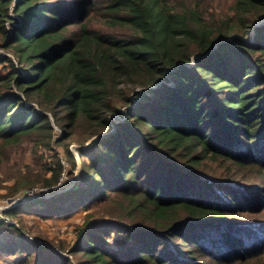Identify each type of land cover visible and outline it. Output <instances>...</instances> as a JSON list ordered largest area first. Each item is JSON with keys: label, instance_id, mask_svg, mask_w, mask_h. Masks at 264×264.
I'll return each mask as SVG.
<instances>
[{"label": "trees", "instance_id": "16d2710c", "mask_svg": "<svg viewBox=\"0 0 264 264\" xmlns=\"http://www.w3.org/2000/svg\"><path fill=\"white\" fill-rule=\"evenodd\" d=\"M223 1L231 12L210 21L209 0H0V42L13 57L0 55L11 68L0 73V159L55 142L80 171L75 188L3 214L69 218L119 205L133 223L90 216L70 253L77 264L261 263L264 181L196 171L264 165V0ZM56 165L49 179L19 170L0 200L57 186ZM4 227L16 237L0 243L1 256L73 264L0 219Z\"/></svg>", "mask_w": 264, "mask_h": 264}, {"label": "rangeland", "instance_id": "374dc122", "mask_svg": "<svg viewBox=\"0 0 264 264\" xmlns=\"http://www.w3.org/2000/svg\"><path fill=\"white\" fill-rule=\"evenodd\" d=\"M220 2L222 3L220 4ZM223 3V0H209V10L206 14L208 20L211 21L214 18L218 19L231 12L228 5ZM94 19L95 22L100 21L99 16ZM256 26H264V20L258 22ZM2 46L3 45L0 42V55L3 58L9 56L13 59L11 54L7 53ZM10 72L11 68L9 63L0 65V73L2 75H7ZM139 92L142 94L144 93L143 90H140ZM120 111L124 112L125 109L121 108ZM113 117L114 120H120L118 115ZM54 128L55 139H60L63 131L56 124H54ZM77 147V144L71 143L69 145L70 151L76 159L75 165L79 163V152ZM57 161H61L64 167V173L60 179V183L57 186L50 188L41 185L31 189L21 188L22 190H20V192L14 197L1 199L0 219L19 229L24 238L32 245L47 248L53 253H56L64 258H68L73 264H77V258L70 255V253L77 245L80 229L85 225L90 216L91 221L114 219L120 220L126 226H130L133 223V220L127 213L123 212L122 209L120 210L118 207L119 205L110 202L96 204L88 211L82 210L69 218H45L36 215L35 213L25 214V212L19 214L16 218H9L5 216L3 211L11 210L18 205L23 204L27 200L50 199L75 188V185L79 182L78 176L80 174L79 169L73 170L74 168L66 155L65 146L63 144L53 142L49 146H45V144H39L37 146V143L35 142H26L22 146L9 149L6 152V155L0 159V179L3 178L4 180L1 184V195H6L10 192L9 190L14 189L13 187L16 185L17 180L10 178V176H14L17 173V175H15L17 178L19 176V170L23 174L28 173V169H31L35 174L42 172L45 174L46 179H49L54 175L53 170L57 169ZM261 166H259L262 168L260 171L259 169L255 170L251 166L241 167L231 162H205L201 167L197 168L196 171L198 170L200 177L208 175L214 177L215 179L222 180L233 178L237 184L239 183L252 186L253 184L259 183L261 179L264 181V165ZM71 173L73 176H71ZM116 202L122 203V201L119 200ZM35 208H38V206H35ZM244 222H247V220H244ZM14 237H16L14 235V231L9 227L0 228V243L8 244ZM113 237L119 242L123 240L125 241V237L123 236L113 234ZM25 259H27L26 254L6 257L1 256L0 254V264H24L23 262ZM28 264L32 263L28 261ZM257 264H264V259L261 263Z\"/></svg>", "mask_w": 264, "mask_h": 264}]
</instances>
